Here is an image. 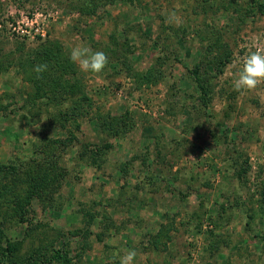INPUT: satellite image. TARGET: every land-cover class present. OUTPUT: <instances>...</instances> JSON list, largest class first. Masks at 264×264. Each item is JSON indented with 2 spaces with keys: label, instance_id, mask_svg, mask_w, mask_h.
<instances>
[{
  "label": "rangeland",
  "instance_id": "rangeland-1",
  "mask_svg": "<svg viewBox=\"0 0 264 264\" xmlns=\"http://www.w3.org/2000/svg\"><path fill=\"white\" fill-rule=\"evenodd\" d=\"M30 18L43 36L11 33ZM81 44L108 63L100 74L74 64L82 87L62 81L57 95L91 98L92 113L47 128L68 101L25 103V60ZM252 52L264 53V0H0V259L9 238L37 264H119L128 250L134 264H264V82L232 86ZM124 56L133 74L111 67ZM105 143L92 166L81 152ZM39 175L45 210L25 203Z\"/></svg>",
  "mask_w": 264,
  "mask_h": 264
},
{
  "label": "trees",
  "instance_id": "trees-1",
  "mask_svg": "<svg viewBox=\"0 0 264 264\" xmlns=\"http://www.w3.org/2000/svg\"><path fill=\"white\" fill-rule=\"evenodd\" d=\"M88 2H94V0H85ZM80 7V12L83 14H92L95 12V10L97 9L96 4L95 3H82L81 5H79ZM126 48H129L130 45H128L127 43L125 44ZM131 48V47H130ZM55 51L51 50L50 48L48 49H41L40 51H36L35 54H33L32 56L28 57L27 60H25V73H24V77L25 79L31 83L33 89L35 90V93H33L31 96L27 97V99L25 98V103H27L28 101H31V104L34 106L35 103L34 101L36 100H41L43 99L42 103H46V105L50 106L51 104L55 105V106H59L60 104H62L63 102L68 101V105L70 110L66 113V112H62V111H57V116H59V118L62 119H49V126H47V128H51L53 127L54 124L63 121L60 123V125H62L63 123H65L67 120L69 119H74L75 116H78L80 118L83 117H87L89 114L92 113V110L90 111V107L93 106V100L91 98L85 97L84 95L81 94L80 97L77 99L74 98H69V99H65L62 97H58V93L63 90L62 87H66L63 86L62 81L66 82L68 81L69 83H72L73 86H79V88L82 87V85H78V81L80 80L77 77V70L76 67L74 65V63H72L69 59V57L62 55V51L60 50V48L58 46L55 47ZM130 50V49H129ZM129 50H128V54H129ZM132 52V49L130 50ZM111 62V61H110ZM39 65H46V70L37 73L35 71L36 67ZM111 67L114 69H118V70H122L125 71L126 75H130L133 74V67H131V65L128 62V58L127 56H124L118 63H112L111 62ZM120 67V68H119ZM116 69V70H117ZM32 70V71H31ZM191 75H193V83L196 84V86L199 88L200 93L205 94V89L203 88L202 85V81L204 79V77H199V75L197 74V69H195V71H191L190 72ZM78 78V79H77ZM150 74H146L142 77V80H146V81H150ZM50 88L52 94L49 95L47 94V88ZM69 87V86H67ZM46 88V89H44ZM70 93L69 91L65 90L64 94L65 96H72L67 94ZM28 100V101H27ZM30 103V102H29ZM40 103V104H42ZM86 107V110L83 111V109ZM37 111L39 109H36ZM94 114V113H93ZM40 116V115H39ZM93 116H90V118H92ZM66 120V121H65ZM124 120L127 121L126 118H124ZM99 126H101V128L104 130V126L102 125V123L100 124L98 122ZM104 127V128H103ZM107 129L110 132V136L115 137L116 135V131H113L110 129V127H107ZM73 138L72 134H69V138H64V139H53L49 142V146H57L58 148H63L67 147L69 144H72L71 140ZM110 144L109 143H105L102 144L99 148H97L96 150H86L84 149V151H82V154L85 153H89L90 154V161L89 164H91L92 166H96V162L100 156V152H104L107 150H109L110 148ZM112 147V145H111ZM105 154V153H104ZM82 159V158H80ZM127 164V162L123 163V167H125ZM57 166V162L53 161L51 168L48 170L50 173L54 174L53 176H51L48 179V182L53 183L54 180H58L60 178L59 173H54V167L53 166ZM4 168V167H3ZM11 171H15V169L12 167ZM43 173V172H42ZM47 173V172H45ZM58 179H57V177ZM38 178V179H37ZM36 178V182L34 181L35 185L32 186L31 189L28 190V192L26 193V198H25V203H28L32 198H34V200H38L35 201V204L41 209V210H45V205H44V194H46L47 192V188H48V182H47V178L46 177H42L41 175L37 176ZM55 181V182H56ZM28 200V201H27ZM12 202H9V205H12ZM19 206H17L18 208ZM25 211L22 212V216L24 214ZM93 217V216H92ZM22 218V217H21ZM22 221H24L22 219ZM29 222V220H27ZM40 223L39 222L37 224H35V227H40ZM160 232V231H159ZM158 232V233H159ZM161 233H159L158 235H156L155 237L150 238V243L153 247V249H157L156 246V240L158 239V237L160 236ZM101 234L99 236H96L97 240H99V242L101 241ZM264 238V237H263ZM6 245H5V249L2 252V258L0 259V264H37V258L36 256L38 255L36 253V251L34 250V252L27 254L25 257H18L17 254L20 250V241H11L9 238H7L5 240ZM54 258H58L59 255H53ZM63 257L65 259V263L69 262V259H66V251H63ZM49 262V259L48 261Z\"/></svg>",
  "mask_w": 264,
  "mask_h": 264
},
{
  "label": "clouds",
  "instance_id": "clouds-1",
  "mask_svg": "<svg viewBox=\"0 0 264 264\" xmlns=\"http://www.w3.org/2000/svg\"><path fill=\"white\" fill-rule=\"evenodd\" d=\"M69 59L83 73L100 74L108 63L107 56L102 51H93L87 45H76L71 48ZM46 70V65H39L35 71ZM264 82V53L252 52L243 61L242 67L232 81V86L238 91L252 90ZM137 253L128 250L120 256L119 264H134Z\"/></svg>",
  "mask_w": 264,
  "mask_h": 264
},
{
  "label": "built area",
  "instance_id": "built-area-1",
  "mask_svg": "<svg viewBox=\"0 0 264 264\" xmlns=\"http://www.w3.org/2000/svg\"><path fill=\"white\" fill-rule=\"evenodd\" d=\"M25 22H16L15 25H10L11 33L21 36L40 35L43 36L40 24L34 19H26ZM22 24V25H20ZM33 31V34L31 33Z\"/></svg>",
  "mask_w": 264,
  "mask_h": 264
}]
</instances>
